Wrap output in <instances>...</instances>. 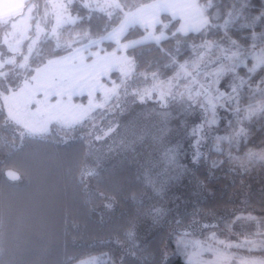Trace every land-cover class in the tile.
<instances>
[{
    "label": "trees",
    "instance_id": "obj_1",
    "mask_svg": "<svg viewBox=\"0 0 264 264\" xmlns=\"http://www.w3.org/2000/svg\"><path fill=\"white\" fill-rule=\"evenodd\" d=\"M229 2L232 13L239 9L244 14L226 26L232 36L239 39L247 33L248 28L241 27L245 23L255 25L256 31L264 28L263 20L254 19L264 9V0ZM41 9L42 5L36 4L31 22H35ZM70 10L76 20L67 25V35L78 31L86 38L102 36L121 16V11L112 15L81 1L72 3ZM170 16L166 13L163 18ZM11 21L0 18V30L10 29ZM179 24V18L172 20L166 28L168 38L159 44L150 41L128 49L135 61L133 78L151 81L152 73L171 76L178 65H165L172 63V57L184 61L190 54L188 42L199 43L204 38L201 33L185 37L177 32ZM218 26L215 25V36L210 34L216 39L221 32ZM162 28L163 24L157 26L158 30ZM145 32L146 28L136 25L124 39ZM87 41H75L74 45ZM103 45L113 49L116 43L109 40L103 41ZM71 48L57 47L50 38L30 55L27 65L21 63V54L15 64L0 69V264H78V259H92L93 264H110L114 260L120 264L126 251L135 256L126 254L124 264H165L162 253L166 247V264H184L183 254L172 255L178 238H208L216 234L243 245L245 253L249 241L264 242V222L259 223L264 217V173L242 178L223 169L212 171L211 161L223 157L209 154L205 148L207 162L202 159L198 167L190 165L194 174L185 176L182 182L177 180L167 197L159 201L147 191L143 180L144 164L161 148L156 147L158 141L154 143L157 134L152 123L147 126L145 120L138 122L129 115L120 116L114 106L110 107L111 103L83 122L58 127V131L52 130L44 138L29 136L20 125L10 121L4 95L18 89L48 59ZM126 86L127 83L123 89ZM113 126L116 130L109 136L95 139ZM142 127L151 131L141 130ZM244 127L257 144L264 139V119L259 113L252 121H245ZM182 129L175 119L169 118L162 132L164 136L171 135L170 141L183 142L187 138ZM20 132H25L24 138H20ZM127 137L130 141H126ZM222 147L227 150V143ZM88 169H94V175L83 176ZM8 171H14L17 177L9 176ZM153 203H163L170 209L166 219L154 220L149 214ZM175 217L183 220L179 228L173 222ZM205 224L209 227L205 228ZM129 228L135 233L133 237L125 235ZM185 230L188 236L176 235ZM116 238L122 242V248L113 242ZM258 253L257 250L252 255H262Z\"/></svg>",
    "mask_w": 264,
    "mask_h": 264
},
{
    "label": "snow or ice",
    "instance_id": "obj_2",
    "mask_svg": "<svg viewBox=\"0 0 264 264\" xmlns=\"http://www.w3.org/2000/svg\"><path fill=\"white\" fill-rule=\"evenodd\" d=\"M60 4L63 6L62 0ZM111 5L121 7L118 0H111ZM136 11L139 12V9ZM231 12L230 8L227 15L230 16ZM129 15L131 14L125 13L126 17ZM262 15H264V9L260 10L254 19L258 21ZM208 22L207 17L203 20L193 18L188 24L177 29V32L185 37L190 34L200 35L201 29ZM227 23L228 20L225 18L224 22L218 26L221 32L220 38L216 40L209 38V34L205 33L199 43L189 41L190 54L184 61L181 62L176 57H172V63L165 65V67H171L172 64L178 65L171 76L161 79L156 73H152L153 83L150 87H145L139 92L137 90L132 92V95L136 96L134 103L144 105L150 102L153 105L151 111L160 117V122L156 125L155 140L162 147L153 152L152 158L143 166L145 170L143 180L147 191L156 200L163 201L177 180L182 182L185 176L194 174L190 165L198 167L202 159L207 162L205 148L208 149L209 154L215 153L223 157L211 161L209 167L212 171L223 169L233 175L239 174L242 178L244 176L251 178L253 174L264 173V139L257 144L252 139L250 130L244 127L245 121H252L256 113L264 119V28L257 32L255 25L242 24L241 27L248 28V32L238 39L231 35L230 29L225 27ZM173 35H176V32ZM150 37L151 33L143 40L129 41L121 47L125 49L133 47L147 41ZM162 37L168 38L162 33L154 39L159 44ZM117 40H119L118 37ZM241 40L248 43H241ZM177 43L179 44V41ZM214 48L219 49L218 55L207 59ZM222 56L229 61V67L219 63ZM115 59L127 65L123 70L129 73L135 70V64L129 57L122 56ZM241 69L244 70L243 74ZM257 95L259 99H256ZM9 116L16 119L11 112ZM169 118L175 119L177 127L183 128L187 138L183 142L168 141L161 134L163 125L169 121ZM16 122L26 129L29 136L44 138L50 134L48 120L34 118L30 122H25L22 119H16ZM65 127H71V125H65ZM115 130L116 127L113 126L104 131L103 136L97 135L95 139H104ZM19 136L24 138L25 132H20ZM224 143L228 145L227 150L222 147ZM121 144L124 145V141H121ZM8 175L14 174L10 171ZM92 175H94V169H88L83 173V176ZM106 206L111 207L110 204ZM148 211L154 220H160L168 217L170 209L163 203H153ZM173 222L178 228L183 224V220L178 217H175ZM262 222L264 217L260 218V225ZM193 223L196 222L193 221ZM204 227L209 226L205 224ZM125 235L133 237L135 233L132 228H129ZM176 235L186 237L189 233L185 230L182 233L176 232ZM210 240L215 243L209 242ZM113 242L118 248L123 247L120 239L116 238ZM248 243L250 244L247 248L248 255L237 257L235 253L225 251V248H231L233 245H226L225 241L219 240L215 234L203 240H194L191 244L185 242L183 238H178L172 255L183 254L184 264H232L234 260H238V264H264V242L259 245L252 244L251 241ZM236 247L241 246L236 245ZM257 250L262 255H252ZM126 254L135 256L132 251L124 252L120 257V264H124ZM205 254L207 259L204 258ZM162 256L166 264L169 256L167 247ZM78 264H93V260L78 259ZM110 264H115V261L111 260Z\"/></svg>",
    "mask_w": 264,
    "mask_h": 264
},
{
    "label": "rangeland",
    "instance_id": "obj_3",
    "mask_svg": "<svg viewBox=\"0 0 264 264\" xmlns=\"http://www.w3.org/2000/svg\"><path fill=\"white\" fill-rule=\"evenodd\" d=\"M76 1H81L90 8L99 9L112 15L121 11L120 19L116 20L111 29L102 36L86 38L78 31L67 35V25L76 20V16L70 10L71 4ZM220 1L222 2L219 3ZM118 3L121 7L112 6L111 0H71V2L62 0L63 6H61L60 0H51V2L50 0H36V2L28 0L25 5L27 12L21 16L20 20L10 29L0 30V69L9 63L15 64L21 54L24 55L21 63L27 65L30 55L38 49L39 45L41 46L42 41L50 38L55 40L57 47L72 48L64 54L48 59L36 69L31 77H27L18 89L4 95V108L8 116L11 112L16 119H22L25 122H30L34 118L48 120L50 121V131H52L59 130L58 127H65V125L75 126L90 117L94 111L111 103L110 107L114 106L120 116L129 115L130 118L136 119L138 122L145 120L144 123L147 126L152 123L153 129H155L154 133L157 134L156 125L159 124L160 117L151 111L153 105L145 106L138 102L134 103L136 96L132 95L134 90L139 92L145 87H150L153 77L151 81L135 79L133 78L134 71L129 73L123 70L127 65L117 62L115 57L127 56L134 64L135 61L128 52L130 47L125 49L121 45L133 40H143L149 33H151V37L142 43L156 42L154 37L161 36L162 33L167 37L166 28L176 18L180 19V24L177 27L179 29L193 18L203 20L207 17L209 22L201 29V34L204 36L205 33H208L209 38L216 40L213 37L215 29L218 30L215 25H221L225 18L228 20V25L231 21L244 16L242 10L239 9L233 10L234 13L231 12L232 17L226 15L231 6L229 0H133L132 2L118 0ZM133 3H135L134 6ZM36 4L42 5V9L36 13L35 22H31ZM137 9L139 12L136 11ZM125 13L131 15L126 17ZM166 13L171 15L170 19L163 18ZM3 20L11 21L12 19L8 17ZM261 20H263L262 25L264 26V18H260L259 22ZM159 24H163L161 30L157 29ZM136 25L146 28V32L124 39L130 28ZM163 39L162 37L160 41ZM83 40L88 41L84 44L74 45L75 41ZM109 40L116 43L113 49H105L103 45V41ZM218 53L219 49L214 48L211 56L207 59L215 57ZM219 63L225 67L230 66L227 58L223 56ZM157 76L161 79L167 78ZM129 79L131 80L129 81ZM126 83L127 88L123 89ZM9 118L12 123L18 124L16 119H12L10 116ZM18 125L27 132L21 124ZM144 128L142 127L141 130L151 131ZM161 134L164 136L163 132ZM164 137L170 141L171 135L166 136L165 134ZM153 140L155 143V138ZM126 141H130V138L127 137ZM156 147L159 149L162 146L158 143ZM215 236L219 240H224L216 234ZM186 238L187 240H184L189 244L197 239H205L202 236ZM224 241L226 245H233L231 248H225V251L235 253L237 257L248 255L244 249V251L242 250L243 245L236 247L234 244L238 243ZM209 242L215 243L211 240ZM204 258H208L206 254ZM232 264H238V260H234Z\"/></svg>",
    "mask_w": 264,
    "mask_h": 264
},
{
    "label": "crops",
    "instance_id": "obj_4",
    "mask_svg": "<svg viewBox=\"0 0 264 264\" xmlns=\"http://www.w3.org/2000/svg\"><path fill=\"white\" fill-rule=\"evenodd\" d=\"M28 0H0V18L14 17L12 25L16 24L26 13Z\"/></svg>",
    "mask_w": 264,
    "mask_h": 264
},
{
    "label": "water",
    "instance_id": "obj_5",
    "mask_svg": "<svg viewBox=\"0 0 264 264\" xmlns=\"http://www.w3.org/2000/svg\"><path fill=\"white\" fill-rule=\"evenodd\" d=\"M10 171H8L7 172V174L9 173ZM14 175H13V177L15 178V177H17V174L14 172V171H11Z\"/></svg>",
    "mask_w": 264,
    "mask_h": 264
}]
</instances>
